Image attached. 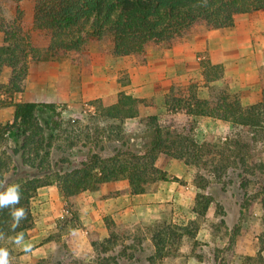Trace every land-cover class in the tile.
Returning a JSON list of instances; mask_svg holds the SVG:
<instances>
[{"label": "trees", "instance_id": "trees-1", "mask_svg": "<svg viewBox=\"0 0 264 264\" xmlns=\"http://www.w3.org/2000/svg\"><path fill=\"white\" fill-rule=\"evenodd\" d=\"M10 2L22 15V0ZM260 9H264V0H35L32 20L17 16L5 21L0 7V31L4 33L0 75L4 68L11 71L6 92L13 97L23 89L31 59L70 57L79 63L93 42L111 38L116 56L144 60L150 48H172L197 26L209 31L233 27L237 15ZM201 65L208 96H199L196 83L175 84L166 96L168 110L233 122L241 127L234 137L200 143L163 126L157 115L142 116L139 105L147 99L125 91L113 104L106 105L101 99L88 101L87 105L94 107L89 111L92 118L106 124L98 125L94 133L87 125L84 136L74 129L70 132L69 126L80 120L65 118L55 103H14L13 122L0 123V193L19 185L21 195L18 204L0 208V248L7 249L8 258L19 251L35 226L32 201L41 187L56 185L70 208L75 196L98 190L109 181L127 179L129 186L108 196L144 193L156 181H180L157 166L161 153L197 166L195 219L186 224L164 223L145 233L140 226L127 227L107 216L109 236L92 241V260L76 256L62 234H57L54 251L36 264H160L182 254L185 236L198 261L223 264V253L234 249L239 223L254 203L261 206L264 226V69L261 100L244 106L239 94L227 85L215 84L225 77L223 63L202 60ZM131 119L144 126L142 135L128 131L126 122ZM212 204L223 224L230 215L228 206L239 215L231 227L228 247L198 251L202 243L197 237V219L206 217ZM21 207L25 218L13 227L11 211ZM20 234L23 240L17 243ZM208 245L205 242L202 247ZM263 250L264 245L255 257L257 264H264Z\"/></svg>", "mask_w": 264, "mask_h": 264}, {"label": "crops", "instance_id": "crops-1", "mask_svg": "<svg viewBox=\"0 0 264 264\" xmlns=\"http://www.w3.org/2000/svg\"><path fill=\"white\" fill-rule=\"evenodd\" d=\"M215 31L217 29L208 30L201 40L195 38L181 42L172 48L156 49V58L148 52L146 63L138 66L127 65L129 80L126 83L119 82V88L112 86L114 80L110 82L111 73H116L113 77L117 78L118 67H113L109 54L99 51L96 42H93L89 52L92 64L89 65L88 74L83 77L84 84L87 85L83 91L84 101L101 99L104 104L109 105L117 102L119 93L125 91L137 98L153 100L152 102L140 103L139 111L142 116L157 115L160 120V117L165 115L172 117L175 122H182L184 125L194 119L199 124H202L204 119H216L207 116L193 117L184 110L172 112L168 110L166 105V96L175 84L196 83L199 86V96L202 98L208 96V87L205 84L201 65L202 57H207L202 56L201 52L206 50L208 51V59L206 60L224 64L225 77L223 80L231 78L234 82L239 78L240 74H238L236 64L231 63L233 53L228 58L230 49L227 48V40L219 37ZM231 40L229 38V42ZM47 60L31 59L29 61V73L22 82L23 89L13 97H10L6 92L11 71L8 77L1 73L0 85L4 89L0 93V123L13 122L15 117L14 103L17 102H46L58 105V102L69 100L70 93L73 96L82 97L79 88L73 90L74 86L69 88L63 84L58 85L59 81L68 79V72L62 69L60 64L52 61L56 59ZM76 74L79 77V71ZM201 84L203 87L200 86ZM200 89H206V92L203 93ZM73 99L75 100L74 97ZM165 155L167 154L161 153L159 155L156 161L157 166L166 171L170 177H178L183 180L184 184L173 180L157 181L151 189L144 193L108 196L112 192L129 186V181L123 179L105 182L98 190L86 191L72 199L74 226L67 231H62V237L76 256L84 260L93 259L95 250L92 241L103 240L109 236L105 223L107 216L127 227L140 226L143 229L145 226L166 219L169 222L186 224L195 217L192 171L184 162L179 161L177 163L175 161L177 159L168 156L166 159L163 157ZM65 202L68 201L56 185L44 186L38 190L33 198L32 208L34 213H38L39 218L36 220L35 226L29 231L28 238L20 243L23 246L22 251H24L19 252L20 264H36L40 259L46 258L54 251L56 248L54 233L57 230L61 204ZM69 222L71 223V220ZM47 237H51V239L44 241ZM33 246L35 248L30 252L24 250L25 247ZM180 251L181 255H189L185 264H204L192 256V246L187 236L183 238ZM179 259V257L166 259L160 264H179L177 263Z\"/></svg>", "mask_w": 264, "mask_h": 264}, {"label": "rangeland", "instance_id": "rangeland-1", "mask_svg": "<svg viewBox=\"0 0 264 264\" xmlns=\"http://www.w3.org/2000/svg\"><path fill=\"white\" fill-rule=\"evenodd\" d=\"M34 6L35 0H22L20 4L22 15H19L16 12L15 5L11 3L10 0H0V7L3 13L2 16L4 17L5 21L11 20L17 16H21L23 19L30 21L34 15ZM2 23L3 21L0 20V24ZM207 31L208 30H206L204 27L197 26L190 31V33L184 38L182 42L193 40L195 38L201 40L203 39ZM215 33H217L219 37H223L227 40V48L230 49L228 58H230L233 53L231 63L233 62L234 64H236V69L238 71V74H240L239 78L234 82L231 78H225V80L217 82L216 85H227L231 92L240 95L241 100L245 106L257 103L261 100V76L262 70L264 69V9L253 11L247 14H239L236 16L235 25L233 27L217 29ZM229 38L232 39L230 42ZM3 39L4 33L0 31V45L4 43ZM96 45L99 51H103L109 54L112 60L113 67H118L119 73L117 75V78L113 77L116 73H111L112 78L110 82L114 80L112 86L115 88H119V82H128L129 75L127 72V65L138 66L139 64L146 63V61L148 60V54L146 59L144 60H138L133 56H121L119 58V56H116L113 53L111 38H105L98 42L96 41ZM156 49L161 50L167 48H150L148 52L152 54L154 58H156ZM201 54L202 56H207H203L202 60L208 59L207 50L201 52ZM52 61L60 64L61 68L68 72V79H66L65 81H59L58 85L63 84L65 86H68L69 88L74 86L73 90L79 88L82 94V97L79 98L78 96H73V94L70 93L69 100L65 102H58V108L65 118L72 117L80 120L79 122L75 123V125L69 126L70 132L74 129V131H76L75 133L84 136L88 128L90 133H94L95 128L98 125H105L106 122L101 119H99V121H95L94 118H92V114L89 112L91 110L93 111L94 107L87 105L89 100L84 101L83 91L87 88V85L84 84L83 77L88 74L89 65L92 64L90 55L88 54L86 56H82L78 64L72 63L70 57H64L63 59H56ZM78 71L79 77L76 74ZM114 71L116 72V70ZM2 74L5 75V77H8V75L10 74V70L3 69ZM200 86L203 87V84H201ZM3 89V86L0 85V93L1 91L3 92ZM200 90L203 93L206 92V89ZM73 97L75 98V100L73 99ZM149 101L152 102L153 100L148 99L147 102ZM160 122L163 126L171 127L185 136L196 139L200 143L204 141L216 142L223 140L226 137H234L241 130V127L233 122L228 121L229 123H226L223 121H219L218 119H204L202 124H199L198 121L193 120L192 122L190 121L187 125H184L182 124V122H175L172 117L162 115L160 117ZM126 127L130 129V132H132L133 134L142 135L144 133V126L139 124L137 119L128 121L126 123ZM70 132L67 134L70 135ZM5 144L6 143H4L2 147H4ZM167 156L171 157L169 155H165L163 157H166V159H168ZM171 158L173 159V157ZM175 161L178 163L181 160L177 159ZM189 167L193 175L192 188L193 196L195 199L196 194L199 192V189L196 187L194 181L195 176L198 173V168L197 166ZM179 182L180 184H184L183 180H180ZM154 183L150 184L148 186V189H151ZM60 193L62 194L61 191ZM228 207L230 209V215L227 218L228 222L225 224L221 223L219 216L216 214V206L214 204H212L206 217L197 219L199 221L197 237L200 243H202L197 247L198 251H200L202 248H205L206 251H208L212 247L223 248L229 246L227 243L231 235V227L239 214L237 213V209L233 208L232 206ZM69 210L73 211V208H70V206H68L66 202L61 204L60 216L57 220V230L55 231L54 236L57 234H62V231H67L72 226H74V212H69ZM66 211H68L69 213H66ZM34 215L36 224V220L39 218V215L38 213H34ZM261 217L262 209L260 204L254 203L252 208L243 215V218L239 223L240 233L236 237L234 249L223 253V264H257L255 257L257 256L260 247L264 245V226L262 225ZM192 219H195V217ZM70 220L71 223L69 222ZM164 223H169V220L166 219L162 220L161 222L152 223L151 225L145 226L144 229L142 228L141 231L150 233L155 229L157 225H163ZM205 242H207L209 245L202 247L203 243ZM189 243L192 246V242L189 241ZM20 247L21 248H18L19 251L23 249L22 245H20ZM34 248L35 246L30 247V250L26 252H30L34 250ZM19 251H15L9 256V264H20V260H18ZM178 257L180 259L177 263L185 264L188 261L189 255H179Z\"/></svg>", "mask_w": 264, "mask_h": 264}, {"label": "clouds", "instance_id": "clouds-1", "mask_svg": "<svg viewBox=\"0 0 264 264\" xmlns=\"http://www.w3.org/2000/svg\"><path fill=\"white\" fill-rule=\"evenodd\" d=\"M21 198L20 195V186L19 185H13L10 186L6 192L0 193V208L9 206V205H16L19 203ZM11 215L14 218V224L13 227H16L19 224V221L23 218H25V210L21 208H13L11 211ZM23 240V235L20 234L16 238V242L20 243ZM25 251H29L30 249L28 247H25ZM8 251L5 248H0V264H9L8 259Z\"/></svg>", "mask_w": 264, "mask_h": 264}, {"label": "built area", "instance_id": "built-area-1", "mask_svg": "<svg viewBox=\"0 0 264 264\" xmlns=\"http://www.w3.org/2000/svg\"><path fill=\"white\" fill-rule=\"evenodd\" d=\"M66 213H69L68 211H66Z\"/></svg>", "mask_w": 264, "mask_h": 264}]
</instances>
